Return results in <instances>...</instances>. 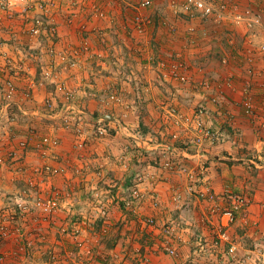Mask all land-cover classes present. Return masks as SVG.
I'll return each mask as SVG.
<instances>
[{"label":"rangeland","instance_id":"obj_1","mask_svg":"<svg viewBox=\"0 0 264 264\" xmlns=\"http://www.w3.org/2000/svg\"><path fill=\"white\" fill-rule=\"evenodd\" d=\"M85 2L87 1L81 2L83 8L90 7L89 10L94 11L92 5L83 4ZM95 3L108 20L109 15L96 0L92 4L96 6ZM116 4L121 6V2ZM70 15L67 17L70 18ZM113 20L115 19L112 17V26H115ZM148 27L149 24L144 33ZM102 31L104 34L99 38L101 43H114L112 39L108 41V38H104L106 31L103 28ZM129 31L130 37L131 34L141 35L137 32L134 22ZM255 32L260 33L259 30ZM78 33L81 38L77 46L84 38L79 28ZM88 34L85 36L89 37L90 41L91 32ZM66 40L60 32L53 38L52 43L47 39L33 42L31 38H27V43L32 47L27 46V51H32L31 62L15 82L17 83L20 77L34 76L37 86H28L25 89L24 98L29 105L35 104V92L41 88L49 89V92L41 98L39 103L42 105H37L43 115L42 125L26 119L30 116L27 113L30 109L28 105L24 107V111L14 104L9 105L6 111L10 127H6V131L2 130L0 134V207L5 213L15 215L20 231L14 240H0V254L5 257L4 264H139L138 249H144L148 240L162 241L160 228L171 221L163 223L157 218L158 226L148 234L147 232L151 231L142 230L138 219V216H148L143 209L148 207V204L134 203L133 208L125 207L123 199L129 198L130 188L136 184L137 175H148L150 172H144L146 168L152 170V166L161 168L162 165L160 161H137L134 153L142 149L136 140L130 136L127 137L130 141L125 142V137L118 133L126 127V130L142 139H146V136L154 139L148 140L149 143H162L163 146L175 141L173 135L179 134V139L175 142L182 143L181 146L184 147H192L195 144L196 149L200 148L197 136L201 133L193 125L190 130L195 133L193 141L186 139L187 144H183L181 133L190 131L179 130L174 123L171 116L175 108L171 105L174 104L173 94L170 96L169 92H163L165 94H162L161 101L155 105L150 87H144L140 82L147 74L145 71H148L145 64L149 62L152 69H156L161 61L160 55L153 56L151 60H144L142 55L138 57V52H134L133 48L132 59L125 55V49L120 55L104 52L97 53L94 57L84 55L81 66L73 69L68 66L70 62L61 65L62 52L68 53L71 60V53L77 47L71 40ZM90 45L94 49L92 41ZM51 49L54 50L53 54L50 53ZM24 61L26 64V58ZM31 71H34L33 75ZM46 72L51 75L46 76ZM79 77L83 78L81 82L77 80ZM97 79L102 80L100 84L103 87L107 86L100 93L91 87ZM6 80L4 87L0 89L2 101L5 93L11 96L5 85ZM88 80L93 83L90 84ZM78 82L82 85L76 86ZM17 85L13 94L19 89ZM178 107L179 112L184 113L181 107ZM200 109L196 108L193 115ZM126 111H129L128 116H124ZM32 112L34 111H30ZM103 113L118 116L119 121L114 128L108 125L107 121L111 119L100 118ZM204 115L205 113L201 118L205 123ZM101 120L106 122L103 124L107 127L106 135L99 133ZM13 123L14 128L11 126ZM16 123L30 128H23L26 133L18 134V131L14 130ZM45 129L43 134L41 131ZM111 134L121 139L114 145L116 149L108 150L107 140ZM144 134H147L146 138ZM46 137L52 141L51 146L43 144ZM63 137L69 138V146L68 149L61 150ZM25 139L28 145L23 148L20 142ZM122 143L128 147L125 153L122 152ZM94 145L96 148L93 151H96L97 161L76 159H84ZM60 152L67 155L62 156ZM125 156L130 157L128 161ZM168 161L174 160L167 159L166 162ZM42 165H55L63 172L58 175L35 172L34 169ZM145 189L151 191L147 184ZM18 203L27 207V211H21ZM137 204L139 208H136ZM103 207L107 210L106 216L101 211ZM203 235L210 236V231L206 228L203 234V231L196 229L190 237L191 242H196L194 245H178L179 258L166 255L162 248H151L148 253L153 255V258L161 256L165 264H216L212 251H202L198 244ZM149 242L151 246L155 243ZM255 248L258 253L261 252V261L254 263L253 259L250 262L264 264V242Z\"/></svg>","mask_w":264,"mask_h":264},{"label":"crops","instance_id":"obj_2","mask_svg":"<svg viewBox=\"0 0 264 264\" xmlns=\"http://www.w3.org/2000/svg\"><path fill=\"white\" fill-rule=\"evenodd\" d=\"M120 1H122L121 6L116 4L120 3L117 0H96L103 11L109 15L110 20H107L95 17L89 10L90 7H84V9L81 1L76 8L71 0H56L57 5L53 12L62 38L67 39L66 41L71 40L70 42L77 46L81 38L78 33L80 23L90 21V41L97 53L120 55L125 49V55L128 59H132L131 49L133 48L134 52H138V57L142 55L144 60H151L153 56L160 55L161 62H167L169 67L160 69L157 65L156 69H152L148 62L145 64L148 69L145 71L147 74L144 75L143 81H140L144 87H150L155 105L161 101L162 94H165L163 92L167 91L170 96L173 94L174 97L172 99L174 104L171 105L179 110L178 106H180L181 111L188 115H193L196 108H203L206 111L204 126L215 132L218 137L214 144L206 139L205 146L197 147V149L193 143L192 147L190 145L184 147L181 146L182 143L175 142L176 140L163 146L162 143H149L148 140L154 141V139L148 138L147 134L143 135L147 138L142 139L123 127V130L118 133L125 137L123 140L128 142L130 140L127 137L132 136L142 149L134 153L137 161H156V163L160 161L162 165L161 168L152 166V170L146 168L144 171L145 174L150 172L146 183L149 189L158 191L157 194L161 199V207L158 209L149 206L143 208L146 210L145 215H153L163 223L169 221L180 223L184 239L181 246L194 245L196 242H191L190 238L193 231L199 229L203 231V234L206 232L202 224L203 207L196 194L199 187L187 182L186 177L179 173L177 165L186 163L189 166L202 168L203 180L214 191L240 193L249 198L250 206L247 213L238 219L234 235L240 242L239 254L244 258H249L248 264H252L250 261L253 259L254 263L261 261L260 253L255 248L264 242V43L261 31L256 33L257 29H248L244 24L232 19L203 18L197 14L192 16L183 10L181 0H150L151 4L148 7L140 9V12L150 20L147 32L138 36L131 34L130 37L129 29L142 0ZM212 1L227 3L233 13L253 10L255 13L264 15V0ZM22 11L21 7H18L14 18H7L4 15V21L0 25V37L3 42L0 52L16 62L26 58V66H28L31 62L32 51L30 49L27 51V46H30L27 43V38H29L26 32L27 18L36 12L24 14ZM79 12L80 17L73 24H68L66 17L71 13L78 15ZM112 17L115 19L113 20L115 26H112ZM95 27L103 28L106 31L104 38H108V41L112 39L114 43L102 44L99 39L102 37L93 33ZM122 58L124 59L123 56ZM179 62L186 64L185 74L193 81L190 85H182L171 77V67ZM4 63L2 56L0 57V89L4 87V81L8 78L2 71ZM33 73L34 71H31L32 75ZM25 77L18 79L16 84L19 89L15 94L8 96L5 93L4 101L0 96V108L2 107L0 109V134L2 130L6 131V127H10L6 111L8 106L13 104L22 111L28 105L30 109L27 113L30 116L26 119L42 125L43 115L37 105H42L39 102L43 96L48 94L49 89L41 88L35 92L33 101L35 104L29 105L24 98L25 89L28 86L34 88L37 83L34 76ZM81 79L83 80L82 77ZM81 79L79 77L77 80L81 82ZM88 81L90 84L93 83L92 80ZM100 82L102 80L97 79L91 85L98 93L107 87H103ZM203 82H209L210 89L203 87ZM79 85L82 84L78 82L76 86ZM248 99H251L257 106L258 117L246 114L244 105ZM32 110L34 112L30 113ZM128 113L129 111H126L124 116L126 114L128 116ZM103 114L100 117L102 119L108 115ZM227 114L231 116V119H228ZM112 117L113 119L107 122L114 128L119 120L116 115ZM11 126L13 127L14 123ZM23 128L26 130L30 127L16 123L14 130L21 134L25 132ZM41 132L44 134L46 129ZM181 135H183L181 139H184V144L186 139L193 141L195 133L190 131V133L183 132ZM118 139L121 138L110 135L107 140L108 150L116 149L114 145L118 143ZM68 146L69 138L63 137L61 150L68 149ZM95 148L96 145L90 149L91 152L84 159L80 160L79 157L76 159L97 161L96 151H93ZM127 148V144L122 143V152H127ZM59 154L67 155L64 152ZM124 158L128 161L130 157L125 156ZM167 159L174 160L173 163L177 166L174 172L165 168ZM100 161L103 160L100 159ZM149 165L154 164L149 163ZM174 186H179L182 190L180 201H176L173 196ZM154 258V264H165L161 256Z\"/></svg>","mask_w":264,"mask_h":264},{"label":"built area","instance_id":"obj_3","mask_svg":"<svg viewBox=\"0 0 264 264\" xmlns=\"http://www.w3.org/2000/svg\"><path fill=\"white\" fill-rule=\"evenodd\" d=\"M87 1L83 4H91L94 11L93 15L98 18H104V13L100 11L99 6L96 4L94 6L92 3L94 0H72L71 3L73 6L79 5V2ZM183 2V10L194 16L195 14L202 16L203 18L216 17L220 20H230L236 21L237 23L244 24L248 29L260 30L262 33V39L264 43V15L260 13H255L253 10H247L243 13H233L232 9L227 3H217L212 0H181ZM122 3V1H120ZM151 4L150 0H142L139 4L135 18L133 22L135 24L136 30L138 33L143 34L146 26L150 23L147 17H145L141 12V8L148 7ZM57 5L56 0H0V25L4 21V15L7 18H14L16 9L21 7V10L24 14L30 12H36L27 18V29L26 32L29 35V38L33 42H38L41 39H47L52 43L53 38L59 34V25L54 18L55 7ZM78 18L76 13H72L70 18L66 17L68 24H73ZM90 21L82 22L79 26L80 33L84 35L82 42L79 46L73 49L71 55L72 59H69L68 53L62 52L61 55V65L64 62H70L68 66L71 68H78L81 66L82 58L84 55L87 57H94L98 55L97 52L92 49L89 41V37H86L89 30ZM93 33L103 35L102 28L95 27ZM86 35V36H85ZM3 46L2 38L0 37V48ZM50 53H54V50L51 49ZM101 55V54H99ZM3 56L5 61L4 69L2 71L8 76L6 80V87L10 94L15 92L16 78L25 72L26 64L22 58L18 62L14 61L13 58L2 55L0 52V57ZM102 56V55H101ZM160 69L168 68L167 62L160 61L158 63ZM186 64L179 62L174 64L171 67V77L173 80L178 81L182 85H190L193 83L191 78L185 74ZM50 72H46V76H50ZM202 86L206 89H210L209 82H203ZM115 98V97H113ZM245 112L247 115L252 117H258V108L255 103L248 99L244 105ZM205 113L204 109H200L196 112V115L190 116L184 113H180L177 108H173L171 116L173 117L175 125L179 130L190 131L191 127L195 125V128L198 129L201 133L200 136H197V141L199 147H202L205 139H208L211 144H214L217 140V134L211 129H208L204 126L202 120V115ZM228 119H231V116L227 114ZM104 120L99 121V133L100 135L107 134V127L104 126ZM173 138L175 140L179 139V134H174ZM43 144L51 146L52 141L49 138L43 140ZM57 144V142H56ZM28 145V141L25 139L20 142V146L25 148ZM12 156V153H11ZM179 173L184 175L187 179V182L193 183L199 187L197 196L199 202L203 207L202 215V224L205 228L210 231V236H202L198 240L201 250L209 249L216 257V264H248L249 258H244L239 254L240 242L236 235H234V228L238 222V219L247 213V210L250 206V200L245 195L240 193H218L214 191L207 183L203 180V169L196 166H189L186 163L183 165H177ZM173 161H168L165 164V168L169 171L174 172L177 167ZM35 172L38 173H48L50 175H58L63 172L62 169L55 165H42L36 167ZM136 184L130 188L129 198H124L123 202L126 208H133L134 203H147L149 207L153 209H158L161 207V199L157 194L156 190L150 189L148 191L145 189V185L148 181V176L144 174L137 175ZM32 179H29V181ZM191 188V187H190ZM173 196L176 201H180L182 198V190L179 186L173 187ZM206 205L204 206V204ZM55 204V203H54ZM139 204H137L136 208ZM18 208L21 211H27V207H23L21 203H18ZM102 213L104 216L107 215V210L105 207L102 208ZM137 212L136 210H134ZM142 230L151 231L147 232L152 233L153 229L158 226L157 218L153 215L138 216ZM18 231H20L17 226L16 217L13 214L5 213V211L0 207V240H14L18 236ZM182 227L180 223L171 221L169 224H165L160 228V235L162 241L155 242L154 239L146 241V246L144 249L141 247L138 249V259L139 264H154L153 255L148 253V251L153 249H160L168 256L179 258V248L178 245L184 241L182 238ZM211 237V239L209 238ZM154 244L151 246L150 242ZM145 250V251H144ZM261 253V252H260ZM5 257L0 254V264L5 263Z\"/></svg>","mask_w":264,"mask_h":264},{"label":"water","instance_id":"obj_4","mask_svg":"<svg viewBox=\"0 0 264 264\" xmlns=\"http://www.w3.org/2000/svg\"><path fill=\"white\" fill-rule=\"evenodd\" d=\"M104 118H105V119H108V120H109V119H111V120L113 119V117L110 116V115H107V116H105Z\"/></svg>","mask_w":264,"mask_h":264}]
</instances>
